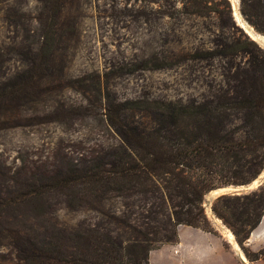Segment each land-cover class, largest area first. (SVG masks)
<instances>
[{"label":"rangeland","instance_id":"obj_1","mask_svg":"<svg viewBox=\"0 0 264 264\" xmlns=\"http://www.w3.org/2000/svg\"><path fill=\"white\" fill-rule=\"evenodd\" d=\"M226 2L228 6L223 0H0L1 189L11 186L2 175L22 167L26 174L49 172L59 162L86 163L117 145L101 116V95L89 87L96 80L102 92L106 87L119 102L205 103L219 95L231 97L232 86L242 81L264 86V48L241 29L231 1ZM236 7L242 21L264 37V19L243 15L240 0ZM45 41L53 61L37 60L30 69L45 51ZM17 79L22 81L15 92L1 91ZM79 106L87 111L70 116ZM253 169L259 175L241 186L237 196L264 190V166ZM231 186L237 187H224ZM229 195L235 192L224 196ZM215 199L207 192L202 200L210 228L232 234L211 212ZM111 202L109 212H114L118 202ZM31 216L19 214L16 221L2 223L0 264H26L18 249L34 226ZM45 219L73 227L99 223L94 212L62 207ZM243 246L251 254L264 249L252 252ZM160 259L156 255L151 264H161ZM246 259L243 264H251Z\"/></svg>","mask_w":264,"mask_h":264},{"label":"trees","instance_id":"obj_2","mask_svg":"<svg viewBox=\"0 0 264 264\" xmlns=\"http://www.w3.org/2000/svg\"><path fill=\"white\" fill-rule=\"evenodd\" d=\"M240 8L245 16L264 19V0H240ZM43 48L30 69L37 60L53 61L46 41ZM24 79L32 82L31 76ZM17 80L1 91L15 92L22 79ZM89 87L101 95V116L118 143L86 163L2 175L11 186L0 187V227L19 214L35 220L19 244V257L26 264H148L151 251L178 242V225L214 233L203 196L217 187L247 185L259 175L253 167L264 166V86L242 81L232 86L231 97L195 104L119 102L106 87L101 91L98 80ZM80 109L87 111L79 106L70 116H80ZM111 201L118 202L114 212ZM58 207L94 212L99 223L47 222ZM211 212L251 263L264 258V249L251 254L243 246L264 213V190L217 197Z\"/></svg>","mask_w":264,"mask_h":264},{"label":"crops","instance_id":"obj_3","mask_svg":"<svg viewBox=\"0 0 264 264\" xmlns=\"http://www.w3.org/2000/svg\"><path fill=\"white\" fill-rule=\"evenodd\" d=\"M226 229H214L215 233L202 232L199 229L178 225V242L162 244L149 253L148 264L156 255H160L161 264H243L245 258L232 235L229 240L224 234ZM245 246L252 252L264 248V213L259 225L249 233ZM251 264H264L259 260Z\"/></svg>","mask_w":264,"mask_h":264},{"label":"bare ground","instance_id":"obj_4","mask_svg":"<svg viewBox=\"0 0 264 264\" xmlns=\"http://www.w3.org/2000/svg\"><path fill=\"white\" fill-rule=\"evenodd\" d=\"M231 1V5L233 7V15L234 17L237 19L238 23L240 24L241 29L250 36V39L254 42H256L257 45H259L260 47L264 48V37L257 34L256 31H254V29H252L250 26H248L246 23H244L241 19V16L238 12V9L236 7V0H230ZM239 18L241 20H239ZM224 234L226 235V237L229 240H232V234L229 231H224ZM243 260L245 261V258H243ZM247 260V259H246Z\"/></svg>","mask_w":264,"mask_h":264},{"label":"water","instance_id":"obj_5","mask_svg":"<svg viewBox=\"0 0 264 264\" xmlns=\"http://www.w3.org/2000/svg\"><path fill=\"white\" fill-rule=\"evenodd\" d=\"M240 14V13H239ZM249 36V35H248ZM250 37V36H249ZM258 184V183H257ZM241 186H237V187H223V188H220V189H215V190H213V191H211V192H209V194H212L213 196H214V198H219V197H221V196H224V195H226L228 192H230V191H234L235 192V196H237V194L236 193H239V191H240V188Z\"/></svg>","mask_w":264,"mask_h":264}]
</instances>
